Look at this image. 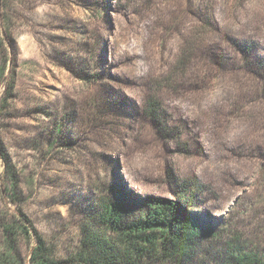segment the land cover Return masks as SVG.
Listing matches in <instances>:
<instances>
[{
  "label": "rangeland",
  "instance_id": "rangeland-1",
  "mask_svg": "<svg viewBox=\"0 0 264 264\" xmlns=\"http://www.w3.org/2000/svg\"><path fill=\"white\" fill-rule=\"evenodd\" d=\"M0 37V148L17 179L15 194L0 158V220L23 214L66 261L84 232L112 235L102 198L133 209L190 187L215 236L150 264L264 254V0H0ZM14 238L28 264L34 235Z\"/></svg>",
  "mask_w": 264,
  "mask_h": 264
},
{
  "label": "trees",
  "instance_id": "trees-1",
  "mask_svg": "<svg viewBox=\"0 0 264 264\" xmlns=\"http://www.w3.org/2000/svg\"><path fill=\"white\" fill-rule=\"evenodd\" d=\"M242 51L246 53L245 48ZM6 60L3 38L0 37V82L3 81L4 93H8L10 97L13 75L10 73L6 79ZM241 61L248 68L256 64L246 54ZM157 108L155 102L150 101L147 113L153 123L162 125L161 113ZM1 152L0 148V158L5 165L8 184L16 194L17 179L9 160ZM191 190L190 187L182 188V197L175 200L157 196L138 198L133 203V209L123 200L102 198L99 219L110 228L112 235L100 230L84 232L75 253L66 261L53 257L51 248L32 230L23 214L20 217L1 219L4 243L0 249V264H26L20 250L15 246L14 236L19 230L22 234L29 237L33 234L35 237L36 244L31 248L28 264H150L154 259L176 263L193 259L196 256V247L206 237L213 238L216 233L210 224L200 222L198 214L188 208L189 205L192 206L188 204ZM222 264H264V254L233 250L231 254L223 257Z\"/></svg>",
  "mask_w": 264,
  "mask_h": 264
}]
</instances>
